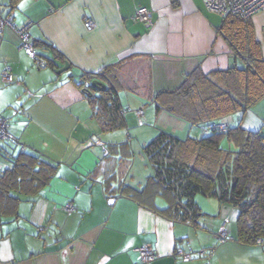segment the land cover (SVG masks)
<instances>
[{
  "label": "crops",
  "instance_id": "0c3cea01",
  "mask_svg": "<svg viewBox=\"0 0 264 264\" xmlns=\"http://www.w3.org/2000/svg\"><path fill=\"white\" fill-rule=\"evenodd\" d=\"M0 3L18 28L27 27L33 41L48 42L62 54L38 47L37 52L55 60L40 67L20 48L18 30L6 27L0 33V111L12 135L3 142L1 166H9L10 158L24 151L56 167L40 193L21 197L18 216L0 224V264H206V256L198 253L184 259L176 253L178 247L196 252L215 247L213 264H264V245L237 239V207L198 194L202 215L190 224L164 214L170 205L166 196L143 191L154 168L142 147L157 132L181 138L206 133L204 126L158 111L153 97L179 87L196 68L209 73L243 65L219 32L222 16L211 12L205 0ZM142 6L152 12L150 25L134 19ZM86 20L93 21L94 28L88 29ZM251 25L264 58V9L252 16ZM121 61L126 64L120 91L125 126L103 131L78 80ZM66 62L69 67L58 71ZM7 69L13 74L11 82L2 79ZM166 120L177 121L182 135L172 125L165 127ZM159 121L163 122L158 125ZM223 122L264 136V97ZM125 134L132 138V152L139 150L143 158L146 169L142 165L139 174L131 169L139 158L129 160ZM224 143L236 147L228 140L221 142L225 147ZM110 195L118 196L112 205L107 202ZM224 222L234 239L218 244L216 235ZM146 245L156 254L151 262L141 261L140 248Z\"/></svg>",
  "mask_w": 264,
  "mask_h": 264
},
{
  "label": "trees",
  "instance_id": "16d2710c",
  "mask_svg": "<svg viewBox=\"0 0 264 264\" xmlns=\"http://www.w3.org/2000/svg\"><path fill=\"white\" fill-rule=\"evenodd\" d=\"M221 16L219 32L243 65L209 73L196 68L185 75L179 87L160 91L153 97L158 111L166 110L192 126H204L206 133L200 137L179 138L162 130L148 142L144 150L154 174L148 177L143 191L150 189L153 195L166 196L170 205L163 210L164 214L190 224L198 223L202 215L196 200L198 194L229 203L240 211L237 239L255 244L259 238L264 241V136L240 124L230 126L223 122L225 130L220 125L264 97V58L253 36V15ZM34 46L36 49L50 47L56 56L62 55L45 41H34ZM47 61V66L55 63L52 57ZM125 68L123 61L109 64L78 80L82 87L85 80L90 81L88 88L92 93H85L103 131L125 126L120 97ZM94 79L104 82L106 88L92 87ZM223 140L236 147L222 146ZM3 147L2 143L0 156ZM10 161L9 166L2 167L0 159V224L8 217L18 216L22 196L37 195L56 174L55 165L32 153L20 151Z\"/></svg>",
  "mask_w": 264,
  "mask_h": 264
},
{
  "label": "built area",
  "instance_id": "2783aa9c",
  "mask_svg": "<svg viewBox=\"0 0 264 264\" xmlns=\"http://www.w3.org/2000/svg\"><path fill=\"white\" fill-rule=\"evenodd\" d=\"M206 6L208 9L212 12L218 13V14H238L243 17H250L260 10L264 9V0H205ZM134 19L137 21H140L146 25H150L152 23V12L148 7H139L134 15ZM85 26L88 29L94 28L95 24L91 20H86ZM11 27L14 30H18L19 37H20V48L24 50L29 56H31L38 64L39 66L46 67L48 64L47 58L43 55L37 54V50L34 46V41L31 38V35L29 31L27 30L26 26L19 27L14 24L13 15L11 12L4 14L1 10V4H0V33L6 28ZM2 79L6 82H11L14 80L13 74L10 72L9 69L5 70L2 73ZM90 85V81L85 80L84 81V88H88ZM138 116L140 117V120H142V117L144 116V111L140 110L137 112ZM222 130L226 129V125L222 124L220 125ZM12 135L10 132V124L8 119L4 116V114L0 111V152H1V146L4 141H7L11 139ZM117 195H110L107 197V202L112 205L117 200ZM72 210V205L68 206V211ZM218 244L225 243L231 239H234V237L231 234V230L228 227L227 222H224L217 235H216ZM258 245H264V241L259 238L256 240V243ZM187 245L190 246V242L187 241ZM215 247L209 248L205 247L202 248L199 251H195L192 248L186 250L183 247H178L176 249V253L183 257L186 260H191L195 256V253H198L200 256H206L207 261L206 264H213L211 262L210 257L215 252ZM140 255H141V261L143 262H151L155 260L156 254L154 253V250L146 245L140 248Z\"/></svg>",
  "mask_w": 264,
  "mask_h": 264
},
{
  "label": "rangeland",
  "instance_id": "374dc122",
  "mask_svg": "<svg viewBox=\"0 0 264 264\" xmlns=\"http://www.w3.org/2000/svg\"><path fill=\"white\" fill-rule=\"evenodd\" d=\"M220 16H221V14H219ZM131 96L133 97L134 95L131 93L130 94V98H131ZM169 121H171V120H166V121H159V123H158V125H160L162 122V124L166 127V125L168 124V125H172L173 126V128H175V130H176V132L177 133H179V134H181L180 132H179V129H180V127H179V124H178V122L176 121V123L175 124H173L172 122L170 123ZM167 122V123H166ZM180 122V121H179ZM10 124V123H9ZM147 124V123H146ZM145 124V125H146ZM180 124H181V122H180ZM170 130H172V128H170ZM174 129H173V131H175ZM160 131H162V130H160ZM159 131V132H160ZM125 133H126V130L124 131ZM159 132H157V134H155L156 136L159 134ZM182 135V134H181ZM155 136V137H156ZM187 136V135H186ZM186 136H184V137H186ZM132 137V136H131ZM177 137H179V136H177ZM124 138H126L125 140L127 141V143H129V146H130V148H131V155L132 156H130V161H131V163L133 162V160L135 159V158H139L138 160H136L135 162H133V164H132V167H131V169L134 171L133 173H136L137 172V174H139V172H140V168L142 167V165H143V167L146 169V167H145V165H144V161H143V158H141L140 157V155H138V153H139V150H135L136 152H135V154H134V152H132V150H134L133 149V147H132V138H130L129 137V135L127 136L126 134L124 135ZM180 138V137H179ZM151 141V140H150ZM149 141V142H150ZM226 142V141H225ZM127 143H125V144H127ZM224 145H225V147H227L226 145H227V143H224ZM125 150V149H124ZM142 150H143V152L145 153V150H144V147H142ZM119 151H121L122 152V146L120 145V148H119ZM146 154V153H145ZM135 155V156H134ZM147 155V154H146ZM146 159H147V157H145ZM144 158V159H145ZM148 161L147 162H149L150 163V165H151V162H150V159L148 158L147 159ZM141 161H142V163H141ZM145 171V170H144ZM143 177H147V176H143ZM198 202V201H197Z\"/></svg>",
  "mask_w": 264,
  "mask_h": 264
},
{
  "label": "water",
  "instance_id": "95a60500",
  "mask_svg": "<svg viewBox=\"0 0 264 264\" xmlns=\"http://www.w3.org/2000/svg\"><path fill=\"white\" fill-rule=\"evenodd\" d=\"M69 67V63L66 62L65 66L58 71L66 70ZM91 86L97 88L99 90L106 88V84L98 79H94L91 81ZM83 91L86 93H90L92 90L90 88H83ZM92 93V92H91Z\"/></svg>",
  "mask_w": 264,
  "mask_h": 264
},
{
  "label": "snow or ice",
  "instance_id": "6c2138e0",
  "mask_svg": "<svg viewBox=\"0 0 264 264\" xmlns=\"http://www.w3.org/2000/svg\"><path fill=\"white\" fill-rule=\"evenodd\" d=\"M21 7H23V4H21Z\"/></svg>",
  "mask_w": 264,
  "mask_h": 264
}]
</instances>
